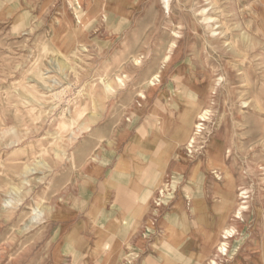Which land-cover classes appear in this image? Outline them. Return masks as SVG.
Wrapping results in <instances>:
<instances>
[{"label": "rangeland", "instance_id": "1", "mask_svg": "<svg viewBox=\"0 0 264 264\" xmlns=\"http://www.w3.org/2000/svg\"><path fill=\"white\" fill-rule=\"evenodd\" d=\"M209 106L193 157L179 118ZM217 141L249 193L243 226L244 199L225 205L207 169ZM164 163L169 194L150 206ZM134 170L151 190L139 236L90 235L83 220L106 221L114 173L130 184ZM199 192L211 210L189 212L178 236ZM233 227L218 261L264 264V0H0V264H210Z\"/></svg>", "mask_w": 264, "mask_h": 264}, {"label": "bare ground", "instance_id": "2", "mask_svg": "<svg viewBox=\"0 0 264 264\" xmlns=\"http://www.w3.org/2000/svg\"><path fill=\"white\" fill-rule=\"evenodd\" d=\"M166 4H167V7H169V0H166ZM210 19H212V17H206L205 18V20H210ZM212 22H213V20H212ZM169 57L170 56L166 57V59L168 60ZM152 84H154V81H152ZM213 115L214 114H213L212 108L209 106V107H205L201 111L197 112L196 115H194V114L190 115L188 113H184L182 116H180V118H179L180 128H179L178 143L180 145L182 144L184 146V149H185L187 154H188V152L190 153L188 155H192L194 157L197 152L201 151V148H202L201 145L203 144V140L206 136V133H209L210 131H212L211 120H212ZM219 132L222 133V130L219 129ZM213 145L215 148L212 150V152L209 155L205 156V158L208 159L207 169L212 171L213 174L215 173L217 175V178H219L220 180H223L222 182H224V186H225L224 187L225 191L223 192V194H224L223 200H224L225 205H227V206L230 205L233 201H236L237 197H239V196L241 199H244L242 202L239 203V205H238V207H237V209L233 215L236 223L242 225L243 222H246V213H247L246 211H248L250 208L249 202H248V199H249L248 190L243 189L244 191H242L241 194L239 196H237L236 176L233 174L232 168L228 170V169H226L227 166L224 165V163L227 162V160L232 157V156L230 157V155H229L232 152V150L228 148L229 150L223 156V154L221 152V146H222L221 142L217 141ZM165 165H166V171L163 170V174L165 173L163 182H160L159 183L160 187L158 188L157 191H154L157 193V197L154 199V201L153 200L151 201V204L148 202L150 204V206H152L154 204V202L157 203V205L159 206L160 203L157 200L158 197L162 198V197H165L166 195L169 194V188H170V183H171V180H170L171 174L169 173L168 170H169V167H171V164L170 163H168V164L164 163V166ZM166 181H168L169 183H166ZM202 193H203V196H205V195L207 197L209 196L208 198H211V196H212V194L208 193L207 191H204ZM189 196H190L189 204H188L189 206L185 205L181 210L180 216H182V218L178 222V234H177L178 236H183L185 230L187 229L186 224H188L187 219L189 217V212L191 213L192 217L195 218L198 215V212L200 210L205 215L209 214V211L211 210L207 205L208 201L205 200V198L203 200H201V198H200L201 192L190 193ZM215 196L216 195H214L212 197V199ZM201 202H205L207 205L206 209L204 208L205 212L201 208H199V206H198L199 203L201 204ZM213 203H214V201H213ZM202 207H203V205H202ZM213 208H216L215 204H214ZM130 223L131 224L129 225L130 226L129 236H131L132 234H134L132 236H139V234H140L139 232L141 231V229L139 231H136V229H138L137 228L138 226L136 227L133 225V218H131ZM263 233H264V231L262 230V234ZM217 236H222V239L216 245H214V250H213L214 256H213V258L210 259V264H221L218 260H221V259H223L222 257H225L228 255V253L230 251V246H231L230 241H229L231 236H241V233L239 232V230L236 227H233V228L224 229V231L220 235L217 234Z\"/></svg>", "mask_w": 264, "mask_h": 264}, {"label": "crops", "instance_id": "3", "mask_svg": "<svg viewBox=\"0 0 264 264\" xmlns=\"http://www.w3.org/2000/svg\"><path fill=\"white\" fill-rule=\"evenodd\" d=\"M126 177H130L129 174L127 176L123 173V171L115 172L112 178V200L110 202L109 211L107 212L106 221L103 222L98 218L93 220L89 219V224L86 220H83L84 227L92 226L89 229L90 235L93 233V225H96L95 228L97 232L99 229L103 228L104 225L107 227V236H114V241L119 240L120 236H129L130 232V220L133 218V225L138 226L136 231H139L144 223H146L147 215H146V207H143V203L141 204L142 195L145 194L146 185L144 183V177L139 176L136 170L131 172V177L133 178V182L130 184L126 183ZM129 179H127L128 181ZM151 190L147 191L150 192ZM96 192V191H95ZM90 194L94 195V192L90 190ZM97 210V209H96ZM142 218V219H141ZM146 218V219H145ZM140 221H139V220ZM96 221V222H95ZM126 221H128V225H126ZM135 223V224H134ZM138 223V224H137ZM145 225V224H144ZM165 227H168V223H163ZM169 232V227L167 228ZM170 234V233H169ZM89 235V236H90ZM169 236H172L171 234ZM177 237V236H176ZM184 237V236H183ZM171 239V238H170ZM179 239V238H178ZM183 248L188 245V241L183 238L179 239ZM172 241V240H171ZM158 241L155 244H159ZM157 247V246H155ZM158 250V247H157ZM150 259L146 257V262Z\"/></svg>", "mask_w": 264, "mask_h": 264}]
</instances>
